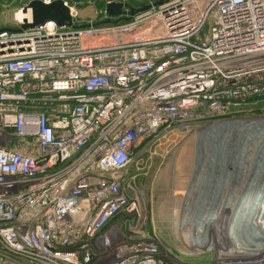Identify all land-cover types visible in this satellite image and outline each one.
I'll return each instance as SVG.
<instances>
[{"label": "built area", "instance_id": "obj_1", "mask_svg": "<svg viewBox=\"0 0 264 264\" xmlns=\"http://www.w3.org/2000/svg\"><path fill=\"white\" fill-rule=\"evenodd\" d=\"M64 3L73 25L0 31V264H185L139 229L125 239L126 173L147 135L264 94V0H154L109 24ZM217 235L210 264H264Z\"/></svg>", "mask_w": 264, "mask_h": 264}, {"label": "rangeland", "instance_id": "obj_2", "mask_svg": "<svg viewBox=\"0 0 264 264\" xmlns=\"http://www.w3.org/2000/svg\"><path fill=\"white\" fill-rule=\"evenodd\" d=\"M66 1L76 6L84 21H99L105 12V0ZM124 1L141 6L154 0ZM22 8L21 0H0V27L17 25ZM183 124L190 125L177 122L139 142L126 173L134 177L131 196L139 197V213L118 222L124 223L128 243L134 240L129 234L136 228L141 238L162 244V251L181 263L210 264L217 256V246L211 251L208 246L196 248L190 237L198 240L194 231L210 227L206 220L210 209L230 213L240 194L264 183V97H250L227 114ZM252 199L246 208L252 206ZM194 222L199 228L193 231ZM215 223L222 225L218 231L230 243V225ZM257 228L263 230L264 221L234 227L229 236L246 243V248L249 243L255 245L249 237L255 238Z\"/></svg>", "mask_w": 264, "mask_h": 264}, {"label": "bare ground", "instance_id": "obj_3", "mask_svg": "<svg viewBox=\"0 0 264 264\" xmlns=\"http://www.w3.org/2000/svg\"><path fill=\"white\" fill-rule=\"evenodd\" d=\"M17 17L20 18V20H23L24 18L30 20L31 19V12L30 11L24 12L23 10H20ZM263 184L259 185L258 187L256 186V187L249 188L247 191L240 194L237 197V200L235 202L234 210L230 213L224 212V211L218 210V209H210L206 215V220L208 221L207 225L212 227L211 228L212 233H211V239H210L211 241L209 243H206L207 239L202 240V235H201V240L200 239L196 240L193 237H190L191 238L190 240H192L190 242H194L195 243L194 245L196 246V248L198 246L210 247L212 245V240L214 238L218 237V235H217L218 229H220V227L222 226V225H220V223L216 224L215 223L216 221L223 222V225H225V223L230 225V227L228 228L229 230H227V231H231V229L234 227L237 228L239 226L247 225L249 223L251 224V222H253V220L264 221V198H261L262 196H264V185ZM259 198H260V200L258 201ZM251 199L253 200L252 206H250L249 208H246V206H248V204L250 203ZM258 214H260V217L257 216ZM198 218L199 217L196 216L194 221H196V219H198ZM244 220L246 221L245 224H243ZM191 228L197 229V228H199V225L197 224V222H194V225H192L190 227V229ZM257 229H258V231H256L257 235H255V238L249 237V239H251V241H254L255 245L252 244L253 242L248 244L249 247L251 248V250H254V251H256L254 249L256 247H258L260 249L264 248V241H263L264 240V229L263 230L261 228L260 229L257 228ZM188 231L192 232V230H188ZM185 233H187V232H185ZM219 234H222V233H219ZM194 235H195V233H194ZM256 240H257V242H256ZM234 242L236 244L235 246H237V247L239 246L240 248L247 245L246 243H243L239 240H236V241L234 240ZM246 249H247V247H246Z\"/></svg>", "mask_w": 264, "mask_h": 264}, {"label": "water", "instance_id": "obj_4", "mask_svg": "<svg viewBox=\"0 0 264 264\" xmlns=\"http://www.w3.org/2000/svg\"><path fill=\"white\" fill-rule=\"evenodd\" d=\"M161 1L155 3L158 4ZM151 5L146 4L141 7L132 6L129 3L113 2L106 5L107 18L102 23H117L123 20H129L138 12L147 10ZM32 10V21L23 23L19 28L12 29L4 27L1 30L21 31L27 28H34L45 24L48 21H54L59 26L73 25L68 6L64 0H54L52 3H45L42 0H32L28 6Z\"/></svg>", "mask_w": 264, "mask_h": 264}, {"label": "trees", "instance_id": "obj_5", "mask_svg": "<svg viewBox=\"0 0 264 264\" xmlns=\"http://www.w3.org/2000/svg\"><path fill=\"white\" fill-rule=\"evenodd\" d=\"M255 97H257V98H263L264 97V94L262 96H255Z\"/></svg>", "mask_w": 264, "mask_h": 264}]
</instances>
